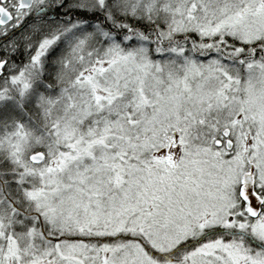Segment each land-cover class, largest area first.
<instances>
[{"label": "snow or ice", "instance_id": "obj_1", "mask_svg": "<svg viewBox=\"0 0 264 264\" xmlns=\"http://www.w3.org/2000/svg\"><path fill=\"white\" fill-rule=\"evenodd\" d=\"M0 264H264V0H0Z\"/></svg>", "mask_w": 264, "mask_h": 264}]
</instances>
